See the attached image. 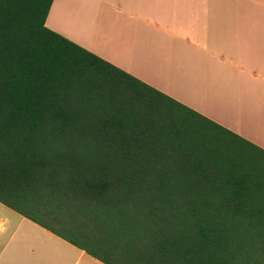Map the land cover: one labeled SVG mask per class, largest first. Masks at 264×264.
I'll return each instance as SVG.
<instances>
[{
    "label": "trees",
    "instance_id": "16d2710c",
    "mask_svg": "<svg viewBox=\"0 0 264 264\" xmlns=\"http://www.w3.org/2000/svg\"><path fill=\"white\" fill-rule=\"evenodd\" d=\"M0 0V202L104 264H264V149Z\"/></svg>",
    "mask_w": 264,
    "mask_h": 264
},
{
    "label": "crops",
    "instance_id": "0c3cea01",
    "mask_svg": "<svg viewBox=\"0 0 264 264\" xmlns=\"http://www.w3.org/2000/svg\"><path fill=\"white\" fill-rule=\"evenodd\" d=\"M46 26L264 149V0H54ZM0 264H104L0 202Z\"/></svg>",
    "mask_w": 264,
    "mask_h": 264
}]
</instances>
